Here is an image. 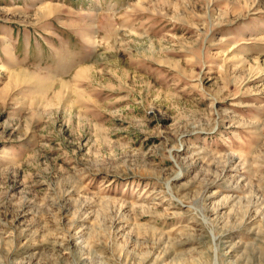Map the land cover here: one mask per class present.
Returning <instances> with one entry per match:
<instances>
[{"label":"rangeland","instance_id":"rangeland-1","mask_svg":"<svg viewBox=\"0 0 264 264\" xmlns=\"http://www.w3.org/2000/svg\"><path fill=\"white\" fill-rule=\"evenodd\" d=\"M0 264H264V0H0Z\"/></svg>","mask_w":264,"mask_h":264}]
</instances>
